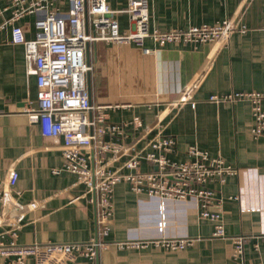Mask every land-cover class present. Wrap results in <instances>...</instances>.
<instances>
[{
	"label": "crops",
	"instance_id": "0c3cea01",
	"mask_svg": "<svg viewBox=\"0 0 264 264\" xmlns=\"http://www.w3.org/2000/svg\"><path fill=\"white\" fill-rule=\"evenodd\" d=\"M8 0H0V10ZM112 10H122L126 0H105ZM148 27L160 31L211 25L226 17L239 18L245 31H234L225 44L208 42L195 47L175 43L155 45L145 39L152 51L143 54L132 43L92 42L84 52L91 66L84 75L89 100L111 105L107 122L120 124L135 116L141 126L123 129V136H105L117 145V153L101 154L108 171L126 173L123 163L134 150L157 132L174 139V161L187 159L188 146H196L212 156H220L237 169L222 184H212L211 210L220 212L224 237H211L213 224L199 217L192 200L166 201L165 237L192 238V246L167 251L153 244L145 248H119V242L146 241L158 237L155 198L135 193L128 183L112 189L110 230L107 243L94 260L78 256L70 264H264V136L250 134L249 104L243 101L213 102L211 95L231 92L264 91V0H147ZM8 15L3 12L0 16ZM35 16L17 22L26 40L33 38ZM120 33L134 30L125 13L115 16ZM25 58L23 45L8 41L0 31V193L14 196L22 207L15 243H82L95 233V209L89 193L76 176L59 168L60 139L40 136L39 127L28 120L26 99H35V75L31 55ZM188 95V100L179 98ZM89 166L98 155L88 152ZM140 161V172L155 170ZM10 178L12 181L10 182ZM34 206H31V204ZM254 208L253 211L242 209ZM6 225L0 223V242L9 241ZM233 236L246 241L241 255L232 249ZM0 264H15L0 257ZM23 264H36L31 257Z\"/></svg>",
	"mask_w": 264,
	"mask_h": 264
},
{
	"label": "built area",
	"instance_id": "2783aa9c",
	"mask_svg": "<svg viewBox=\"0 0 264 264\" xmlns=\"http://www.w3.org/2000/svg\"><path fill=\"white\" fill-rule=\"evenodd\" d=\"M122 10H112L105 0H8L0 10L8 15L0 20V31L8 33V41L23 45L25 58L29 59L28 48L33 47L32 73L35 75V99H26V113L29 122L37 124L40 136L60 139L63 162L59 168L51 169L54 175L61 171L73 174L77 182L84 184L90 194L88 202L95 209V233L82 243H47L44 245L15 243L22 207L16 198L1 191L0 223L6 225L9 241L0 242V257L10 258L15 264L31 257L36 264H70L78 256L94 260L97 251L105 249L103 238L110 230L113 214L112 189L114 185L128 183L135 193H146L157 200L155 222L158 237L152 240L119 242V248H145L148 244L167 251H180L193 245L187 237H165L166 201L192 200L199 217L213 224L211 237H224L225 230L220 212L211 210L214 201L212 184H222L229 175H236L237 169L226 164L222 157H210L198 147L188 146L186 160L174 161L166 156L174 149V139L157 132L143 144V148L130 152L123 163L126 173L108 171L100 161L101 154L117 153L118 147L105 136H123V129L129 123L139 128L141 123L135 116L129 121L116 124L107 122L106 111L111 105L90 102L84 85V75L91 66L86 64L84 52L92 42H128L139 47L143 54L152 50L145 47V39L155 45L183 43L195 47L198 44L219 42L225 44L228 35L234 31L242 33L245 26L239 18L226 17L222 22L211 25L191 26L181 30L160 31L148 27L147 0H126ZM125 13L133 22L134 30L120 33L115 16ZM26 15H34L33 38L26 40L23 26L17 24ZM188 100V95L179 102ZM249 104L252 126L250 134L264 136V91L231 92L227 95H211L209 101ZM98 155L97 162L89 166L88 152ZM155 166V170L140 172V161ZM12 178H10V182ZM31 206H34L32 203ZM244 211L254 208L242 209ZM232 249L240 256L246 241L243 236H233Z\"/></svg>",
	"mask_w": 264,
	"mask_h": 264
}]
</instances>
